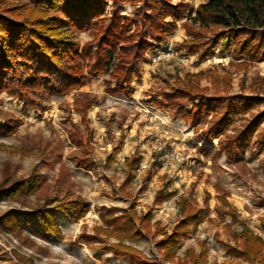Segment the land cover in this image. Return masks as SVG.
<instances>
[{
    "label": "rangeland",
    "instance_id": "374dc122",
    "mask_svg": "<svg viewBox=\"0 0 264 264\" xmlns=\"http://www.w3.org/2000/svg\"><path fill=\"white\" fill-rule=\"evenodd\" d=\"M169 1L186 2L191 8L182 18H166L175 23L166 41L148 36L151 44L129 89L114 90L113 64L91 72L90 57L76 58L82 81L66 92L26 89L21 94L15 83L0 89V187L23 178L35 180L31 192L0 197V215L10 209L31 212L52 198L58 202L79 197L87 204L77 219L49 204L60 238L44 234L33 216L28 223L19 215L17 234L0 226V264H130L103 248L118 238L104 232L112 225L101 218L102 208L115 207V213L133 208L136 216L148 214L152 228L158 225L161 232L170 233L182 218V196L196 207L207 206V213L188 228L172 259H162L151 232L122 242L155 259V264H222L228 258L223 242L233 243L227 230L239 233L246 227L264 239V61L237 55L233 47L221 52L220 45L202 59L197 51H186L189 40H211L218 28L187 20L188 12L205 0ZM111 3L105 6L107 17L117 8L123 18L132 17L142 6V0ZM96 31L91 24L75 31L80 51ZM196 32L205 35L196 37ZM197 73L201 75L186 76ZM192 85L206 100L245 95L256 101L234 113L224 132L208 135V101H186V110L197 105L190 118L160 106L166 103L163 93ZM87 102L92 103L82 120ZM233 140L237 144L229 158L222 147ZM134 156L140 160L130 171L125 159ZM159 195H165L160 202Z\"/></svg>",
    "mask_w": 264,
    "mask_h": 264
},
{
    "label": "trees",
    "instance_id": "16d2710c",
    "mask_svg": "<svg viewBox=\"0 0 264 264\" xmlns=\"http://www.w3.org/2000/svg\"><path fill=\"white\" fill-rule=\"evenodd\" d=\"M107 1L24 0L15 3V0H0V89L15 83L20 87L21 94L26 89L66 92L82 81L77 57L93 58L91 72L104 71L113 64L110 75L116 80L114 90L129 89L132 75L139 70V60L151 44L148 36L159 42L166 41L165 36L175 24L174 21L168 22L166 18H182L191 8L186 2L172 4L169 0H142L141 8L132 17L123 18L118 12L119 8L113 9L107 17L103 15ZM111 1L112 6H116L128 0ZM187 20L200 27L218 28L211 40L197 38L185 44L186 51H197L199 59L212 54L213 49L220 45L221 52L233 47L237 55L244 54L251 59L264 61V0H205L193 12H188ZM90 24L97 31L93 40L86 42L80 51L75 31L83 30ZM203 35L204 32H196L195 36ZM199 75L201 73L186 74L196 77ZM198 91L196 85L176 88L163 93L165 104L156 100H151V103L160 104L161 107L174 110L181 117L190 118L197 105L186 110V101L189 102L192 98L198 99L199 103L208 101L207 111H211L212 118L205 130L208 135H216L224 132L234 113L248 110L256 101V98L245 95L206 100ZM91 103L87 102L83 106L82 120L85 119V109ZM236 144L237 140H233L222 147L229 158L233 157ZM108 159L110 161L111 155ZM139 160V156L126 158L128 169L135 170ZM129 179L130 175L127 181ZM34 186L35 180L23 178L0 187V197L10 198L19 192H31ZM165 195L157 196L156 201L160 202ZM54 199L31 212L18 213L10 209L0 215V226L17 234L21 230L19 215L28 223L33 216L44 234L60 238L61 229L52 208L63 211L70 219H77L83 214L87 204L79 197L58 202ZM178 203L182 218L170 233L161 232L162 228L158 225H155V229L154 225L152 228L148 222V214L136 216L133 208L115 213L117 208L103 207L100 216L107 225H112L111 229L105 228L104 232L109 235L115 233L118 238V242L103 248L128 259L130 264H155V259L122 242L124 238H135L141 236L142 232H151L162 259H172L188 228L198 225L207 213V206L196 207L185 196ZM49 204L53 205L51 209ZM261 226L264 230V220H261ZM160 233L162 235L158 237ZM227 233L233 243L223 242L228 258L222 264L264 263V239L260 235L246 227L239 233H229L228 230ZM188 253L194 254L192 250H188ZM198 255L203 256L202 253ZM24 261L29 264L27 260Z\"/></svg>",
    "mask_w": 264,
    "mask_h": 264
},
{
    "label": "built area",
    "instance_id": "2783aa9c",
    "mask_svg": "<svg viewBox=\"0 0 264 264\" xmlns=\"http://www.w3.org/2000/svg\"><path fill=\"white\" fill-rule=\"evenodd\" d=\"M166 55H168V52H166Z\"/></svg>",
    "mask_w": 264,
    "mask_h": 264
}]
</instances>
